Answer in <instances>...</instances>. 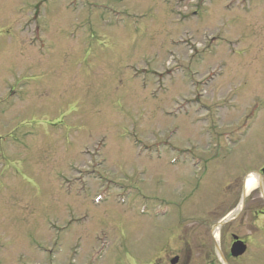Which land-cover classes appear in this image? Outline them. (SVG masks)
I'll return each instance as SVG.
<instances>
[{
    "label": "rangeland",
    "instance_id": "374dc122",
    "mask_svg": "<svg viewBox=\"0 0 264 264\" xmlns=\"http://www.w3.org/2000/svg\"><path fill=\"white\" fill-rule=\"evenodd\" d=\"M263 164L264 0H0V264L249 226Z\"/></svg>",
    "mask_w": 264,
    "mask_h": 264
},
{
    "label": "flooded vegetation",
    "instance_id": "af4514ba",
    "mask_svg": "<svg viewBox=\"0 0 264 264\" xmlns=\"http://www.w3.org/2000/svg\"><path fill=\"white\" fill-rule=\"evenodd\" d=\"M263 168L250 170L257 183L264 178ZM252 191L243 186L240 203L230 198L229 213L237 206L248 209L249 226H165L163 237L153 240L146 254L130 252L133 259L122 264H264V190Z\"/></svg>",
    "mask_w": 264,
    "mask_h": 264
},
{
    "label": "bare ground",
    "instance_id": "6f19581e",
    "mask_svg": "<svg viewBox=\"0 0 264 264\" xmlns=\"http://www.w3.org/2000/svg\"><path fill=\"white\" fill-rule=\"evenodd\" d=\"M256 183V181L254 179H251L249 182H248V186H247V189H250L254 184Z\"/></svg>",
    "mask_w": 264,
    "mask_h": 264
},
{
    "label": "water",
    "instance_id": "95a60500",
    "mask_svg": "<svg viewBox=\"0 0 264 264\" xmlns=\"http://www.w3.org/2000/svg\"><path fill=\"white\" fill-rule=\"evenodd\" d=\"M243 251H244V248H243V249H241V252H239V253H242ZM239 253H238V254H239Z\"/></svg>",
    "mask_w": 264,
    "mask_h": 264
}]
</instances>
